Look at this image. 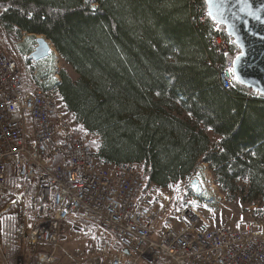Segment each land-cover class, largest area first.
<instances>
[{
	"label": "trees",
	"instance_id": "trees-1",
	"mask_svg": "<svg viewBox=\"0 0 264 264\" xmlns=\"http://www.w3.org/2000/svg\"><path fill=\"white\" fill-rule=\"evenodd\" d=\"M0 8L5 29L44 37L77 74L59 72L58 100L97 137L88 143L101 165L139 164L145 186L166 188L201 161L223 191L244 177L248 194L264 196V97L221 87L205 0H0ZM20 187L29 198L32 187ZM10 235L6 224L12 260Z\"/></svg>",
	"mask_w": 264,
	"mask_h": 264
},
{
	"label": "built area",
	"instance_id": "built-area-1",
	"mask_svg": "<svg viewBox=\"0 0 264 264\" xmlns=\"http://www.w3.org/2000/svg\"><path fill=\"white\" fill-rule=\"evenodd\" d=\"M201 20L209 22L211 47L222 57L217 65L220 85L234 89L233 60L240 50L206 9ZM4 44L0 20V199L20 198L7 185L8 178L32 187L28 199L33 221L30 227L18 226L17 239L33 248L35 264H55L53 251L35 249L57 248L60 224L70 217L102 228L113 238L114 248L104 242L96 256L68 264H264V232L209 229L195 212L194 200L153 240L170 200L167 187L145 186L139 164L99 166L88 141L59 112L57 54L51 51L45 58L52 75L28 81ZM194 168L183 182L188 186L196 180L201 193L218 192L208 165L198 161Z\"/></svg>",
	"mask_w": 264,
	"mask_h": 264
},
{
	"label": "rangeland",
	"instance_id": "rangeland-1",
	"mask_svg": "<svg viewBox=\"0 0 264 264\" xmlns=\"http://www.w3.org/2000/svg\"><path fill=\"white\" fill-rule=\"evenodd\" d=\"M2 11L3 9L0 8V14ZM38 37L42 36L23 32L18 33L16 29H5L4 50L7 56L17 63L21 76L28 81L46 80L47 76L53 74L50 70V60L43 59L32 64L31 60L28 59L25 61L23 59L25 55H29L32 46L36 45L35 39ZM51 48V51L56 53L54 48ZM57 56L60 58L58 54ZM62 70L66 72L72 81L77 80L78 76L74 70L60 58L58 73ZM58 106L59 112L74 127L76 133L80 134L79 136L88 142H97V137L81 131L79 124L61 107L59 100ZM207 135L212 143L217 142V138L210 132H207ZM97 164L99 166H105L101 165L98 161ZM208 168L210 169L209 166ZM211 174L218 191L213 194L201 193L196 196L193 194L192 187L190 185L187 186L186 182L183 181L167 187L170 200L165 212L154 229L153 240L166 224H173L174 215L186 202L191 200L195 202V212L208 225L209 229L231 227L240 230L249 229L264 232V196L254 197L253 194H248V180H245L244 177L235 180L234 184L230 185V188L235 189V191H223L217 184L212 170ZM20 185L22 184L16 182L12 188L19 193L20 190H24ZM10 202L14 205L10 206ZM4 211L6 212L0 214V264H35L33 248H30L24 241L17 239L18 226L22 223L25 227H30L33 221L28 197L20 196L15 202L11 201V199H0V212ZM6 224L9 225L11 232L10 238L12 240L10 244L6 245V248H16L17 253L12 260L6 255V249L3 247L2 230L6 227ZM74 224L79 227L77 230L72 229ZM104 242L114 248L113 238L102 228L90 221L83 222L70 217L60 224L57 248L39 247L35 250L37 252L53 251L56 258L55 264H68L71 259L83 262L96 256L99 245Z\"/></svg>",
	"mask_w": 264,
	"mask_h": 264
},
{
	"label": "water",
	"instance_id": "water-1",
	"mask_svg": "<svg viewBox=\"0 0 264 264\" xmlns=\"http://www.w3.org/2000/svg\"><path fill=\"white\" fill-rule=\"evenodd\" d=\"M211 5L205 0L208 16L224 27L240 50L233 60L238 85L264 97V0H211ZM35 43L29 59L38 62L48 57L53 46L44 37ZM190 186L196 196L201 194L196 180Z\"/></svg>",
	"mask_w": 264,
	"mask_h": 264
},
{
	"label": "snow or ice",
	"instance_id": "snow-or-ice-1",
	"mask_svg": "<svg viewBox=\"0 0 264 264\" xmlns=\"http://www.w3.org/2000/svg\"><path fill=\"white\" fill-rule=\"evenodd\" d=\"M209 4H210V8H211V0H209ZM209 15H212V12L211 11H209Z\"/></svg>",
	"mask_w": 264,
	"mask_h": 264
},
{
	"label": "bare ground",
	"instance_id": "bare-ground-1",
	"mask_svg": "<svg viewBox=\"0 0 264 264\" xmlns=\"http://www.w3.org/2000/svg\"><path fill=\"white\" fill-rule=\"evenodd\" d=\"M204 12V11H203ZM194 194V193H193Z\"/></svg>",
	"mask_w": 264,
	"mask_h": 264
}]
</instances>
